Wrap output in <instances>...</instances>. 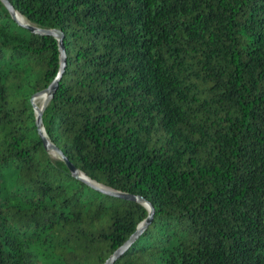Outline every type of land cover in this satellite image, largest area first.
Returning <instances> with one entry per match:
<instances>
[{"label": "trees", "instance_id": "trees-1", "mask_svg": "<svg viewBox=\"0 0 264 264\" xmlns=\"http://www.w3.org/2000/svg\"><path fill=\"white\" fill-rule=\"evenodd\" d=\"M7 1L63 36L48 140L152 208L113 264H264V0ZM59 65L0 2V264H105L148 217L45 151Z\"/></svg>", "mask_w": 264, "mask_h": 264}, {"label": "water", "instance_id": "water-1", "mask_svg": "<svg viewBox=\"0 0 264 264\" xmlns=\"http://www.w3.org/2000/svg\"><path fill=\"white\" fill-rule=\"evenodd\" d=\"M0 2L3 4V6L7 10V12L11 16V18L18 24V26L22 27L23 29H25V30H27L29 32L39 33L41 35L51 36V37L55 38L57 40V42H58L59 61H60L58 73H57L56 77L54 78V80L47 87V89H45L44 91L38 93L37 95H35L31 99V105L33 107L34 117H35L34 125H35V128H36L38 137L40 138V140L43 143V147H44L45 151L50 155L52 160H55V159H53L51 155L57 156L58 158L56 160H59V161L63 162L74 178H77V179L83 181L84 183H86L87 185H89V186H91V187H93V188H95L97 190H100L101 192L106 193V194H108L110 196L117 197V198L130 199V200H133L136 203L142 204L145 207V209L148 211L147 219L142 224L139 225L138 229L130 237V239L127 241V243H125V245L123 247L118 249L105 262V264H113L114 261L119 257L121 252L151 222L152 208H151V206L149 204L144 202L141 197H132V196H129V195L121 194L120 192L111 190L109 188H106V187H104L102 185H99L98 183L90 180L83 173H81L77 169H75V167L63 155V153L48 140V138H47V136L45 134L43 125H42V114H43V111L45 110V108L47 107V105L49 104L50 100L53 97V94H54V92H55V90L57 88V85H58V81H59V79H60V77L62 75L63 69L65 67V51H64L63 43H62L63 36H62L61 32H59V31L46 30V29H41V28H38V27L34 26L28 20H26L22 15H20L18 12H16L13 9V7L11 6V4L7 0H0ZM16 13H18L21 17H23L26 20V22L19 21L16 18ZM41 95L45 96V101H44V104L41 106V108L36 110L34 105H33V100H34V98H36L38 96H41Z\"/></svg>", "mask_w": 264, "mask_h": 264}, {"label": "bare ground", "instance_id": "bare-ground-1", "mask_svg": "<svg viewBox=\"0 0 264 264\" xmlns=\"http://www.w3.org/2000/svg\"><path fill=\"white\" fill-rule=\"evenodd\" d=\"M16 18L21 22H26V20L23 17H21L18 13H16ZM44 101H45L44 95H41V96L34 98L33 105H34L35 109L36 110L40 109L41 106L44 104Z\"/></svg>", "mask_w": 264, "mask_h": 264}, {"label": "rangeland", "instance_id": "rangeland-1", "mask_svg": "<svg viewBox=\"0 0 264 264\" xmlns=\"http://www.w3.org/2000/svg\"><path fill=\"white\" fill-rule=\"evenodd\" d=\"M51 156H52V158L55 159V160L58 158L57 156H54V155H51Z\"/></svg>", "mask_w": 264, "mask_h": 264}]
</instances>
